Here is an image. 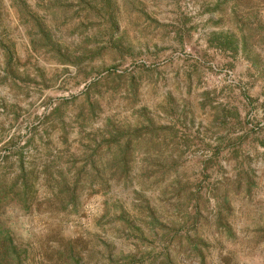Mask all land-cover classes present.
<instances>
[{
  "label": "rangeland",
  "instance_id": "1",
  "mask_svg": "<svg viewBox=\"0 0 264 264\" xmlns=\"http://www.w3.org/2000/svg\"><path fill=\"white\" fill-rule=\"evenodd\" d=\"M116 131L124 174H92ZM22 166L24 264H264V0H0V176Z\"/></svg>",
  "mask_w": 264,
  "mask_h": 264
},
{
  "label": "trees",
  "instance_id": "2",
  "mask_svg": "<svg viewBox=\"0 0 264 264\" xmlns=\"http://www.w3.org/2000/svg\"><path fill=\"white\" fill-rule=\"evenodd\" d=\"M6 56H11L9 50L6 52ZM90 107L93 110L94 104L90 103ZM122 135L123 133L120 131H116L115 134L111 133V140L117 143L116 153H112L111 156L107 154L106 158L98 156L97 161L92 165V174L94 172L107 173L108 169H110L109 172L118 169L121 171V175L124 174L127 168V156L123 154L129 151V143L121 144ZM110 144L108 147L114 149V146H110ZM98 146L101 147V145ZM70 173L61 172L57 177H54L55 194L64 207H72L75 210L79 205L77 187L80 184L85 185L87 179L83 182L84 178L83 176L81 178L79 170L72 175ZM34 177V170L28 172L25 166H22L19 173L11 179L6 175L0 176V208L7 202H17L21 207L29 208L36 192ZM24 262L25 251L16 242L12 232L0 221V264H24Z\"/></svg>",
  "mask_w": 264,
  "mask_h": 264
}]
</instances>
